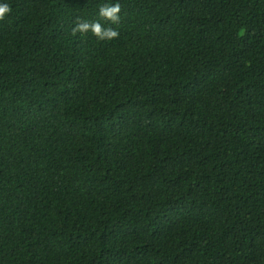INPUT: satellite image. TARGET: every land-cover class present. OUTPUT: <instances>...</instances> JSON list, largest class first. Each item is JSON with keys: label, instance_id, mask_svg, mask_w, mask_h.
Masks as SVG:
<instances>
[{"label": "trees", "instance_id": "trees-1", "mask_svg": "<svg viewBox=\"0 0 264 264\" xmlns=\"http://www.w3.org/2000/svg\"><path fill=\"white\" fill-rule=\"evenodd\" d=\"M0 264H264V0H0Z\"/></svg>", "mask_w": 264, "mask_h": 264}]
</instances>
